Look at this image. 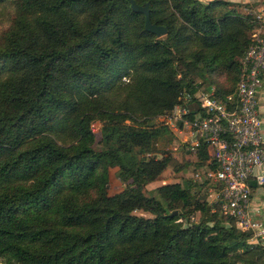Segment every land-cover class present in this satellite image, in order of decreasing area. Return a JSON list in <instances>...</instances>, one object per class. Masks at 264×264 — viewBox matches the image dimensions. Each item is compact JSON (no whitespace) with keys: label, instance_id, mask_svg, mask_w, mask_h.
Here are the masks:
<instances>
[{"label":"trees","instance_id":"1","mask_svg":"<svg viewBox=\"0 0 264 264\" xmlns=\"http://www.w3.org/2000/svg\"><path fill=\"white\" fill-rule=\"evenodd\" d=\"M5 1L13 12L0 36V264H264V243L212 211L205 194L179 181L156 186L159 197L145 192L168 157L131 158L170 132L152 119L182 91L197 92L189 64L216 96L233 91L255 20L215 12L225 0H136L166 26L158 37L128 0ZM206 146L200 139L194 149L200 167ZM110 166L127 182L114 194L105 190ZM90 188L96 194L80 198Z\"/></svg>","mask_w":264,"mask_h":264},{"label":"built area","instance_id":"2","mask_svg":"<svg viewBox=\"0 0 264 264\" xmlns=\"http://www.w3.org/2000/svg\"><path fill=\"white\" fill-rule=\"evenodd\" d=\"M239 61L238 79L232 92L218 97L214 85L195 94L184 90L173 107L159 117L172 130L187 127L192 149L199 145L200 139L207 143L208 164L196 171L195 178L207 182L211 210L234 218L240 228L251 232L249 241L258 242L264 237V224L253 218L254 186L250 180L256 185L264 183L261 171L264 144L257 95L264 72L263 23L253 33L252 42Z\"/></svg>","mask_w":264,"mask_h":264},{"label":"rangeland","instance_id":"3","mask_svg":"<svg viewBox=\"0 0 264 264\" xmlns=\"http://www.w3.org/2000/svg\"><path fill=\"white\" fill-rule=\"evenodd\" d=\"M203 2H208L210 0H201ZM228 1V4L225 6H220L215 10V12L220 13L224 9H236L242 15H249L255 21L252 22V27L246 30L247 34L251 37L254 32L258 31L259 26L264 22V0H225ZM9 1H5L4 3H0V36L3 33V29L6 28L10 22V17L12 16L13 7L10 5ZM260 15V18L257 15ZM166 33L157 35L158 37H164ZM194 45H190L189 49H193ZM178 56V53L175 54ZM177 58V57H176ZM175 63L178 66L179 73L183 74L184 65L181 59L177 58ZM202 61L199 62V65H202ZM188 76L194 80L197 84V91L201 89H206L209 84V80L211 79H202L196 75V70L190 64L188 65ZM217 79L215 81L222 80L224 82L230 81V77L226 79L223 74H215L213 77ZM201 79V80H200ZM209 88V87H208ZM152 122L155 125L163 124V120L159 117V115L155 116L152 119ZM102 122L99 118L94 117L90 121V129L93 133V145L96 147H100L101 139H102ZM168 128V127H167ZM170 132L162 133L155 141L154 151L139 153L134 151L131 153V158L135 163L140 158H162L168 157L169 161L163 171L158 175L155 179L147 182L144 185L145 192L147 194H154L159 197L158 193L155 191L156 186L166 183V182H174L179 181L184 185L189 186V190L194 195H206V199H212L208 194V185H202V181L200 179L195 178V173L200 166L197 165V157L194 152V149L191 148V134L187 127H181L182 131L172 130L168 128ZM117 166H110L108 168V172L106 174L107 182L105 185V190L107 194H114L121 191L127 184L126 181L121 179L117 173ZM96 194V190L94 188H90L88 191H82L80 198L88 199L93 197ZM177 207L180 206L176 204ZM136 213L151 215L149 212L144 210H136ZM221 214V213H220ZM200 213L195 212V214L191 217V220L196 221L199 219ZM256 241V240H255ZM260 239L258 242H261Z\"/></svg>","mask_w":264,"mask_h":264},{"label":"crops","instance_id":"4","mask_svg":"<svg viewBox=\"0 0 264 264\" xmlns=\"http://www.w3.org/2000/svg\"><path fill=\"white\" fill-rule=\"evenodd\" d=\"M245 1V0H244ZM258 103H259V112L261 117V129L260 134L264 144V72L262 75V83L258 89ZM261 171L264 174V165L261 168ZM251 209L253 211V218L261 221L264 224V183L262 185H255L251 191ZM261 242H264V237ZM252 243H256L253 239Z\"/></svg>","mask_w":264,"mask_h":264},{"label":"water","instance_id":"5","mask_svg":"<svg viewBox=\"0 0 264 264\" xmlns=\"http://www.w3.org/2000/svg\"><path fill=\"white\" fill-rule=\"evenodd\" d=\"M130 3V7L133 11L143 13L144 15V28L147 31H150L156 35H161L166 33L167 28L163 24L155 23L151 21L150 17V9H149V1L144 2L143 4H139L136 0H128ZM250 184L255 186L256 183L253 179L250 180ZM177 213V210H173L170 215Z\"/></svg>","mask_w":264,"mask_h":264}]
</instances>
